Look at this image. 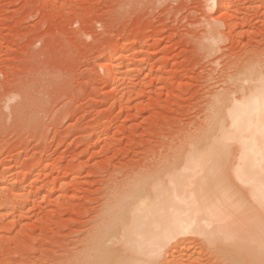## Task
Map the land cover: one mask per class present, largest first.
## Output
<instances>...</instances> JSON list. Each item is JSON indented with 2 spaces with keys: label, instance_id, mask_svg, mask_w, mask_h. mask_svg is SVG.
Wrapping results in <instances>:
<instances>
[{
  "label": "rangeland",
  "instance_id": "rangeland-1",
  "mask_svg": "<svg viewBox=\"0 0 264 264\" xmlns=\"http://www.w3.org/2000/svg\"><path fill=\"white\" fill-rule=\"evenodd\" d=\"M227 3L0 0V264L91 263L109 223L132 214L134 182L149 188L211 139V99L239 97L231 62L249 54L264 73V0ZM199 236L148 263H252L244 243Z\"/></svg>",
  "mask_w": 264,
  "mask_h": 264
},
{
  "label": "bare ground",
  "instance_id": "bare-ground-1",
  "mask_svg": "<svg viewBox=\"0 0 264 264\" xmlns=\"http://www.w3.org/2000/svg\"><path fill=\"white\" fill-rule=\"evenodd\" d=\"M227 2L228 0H208V8L210 11L216 9L220 12L225 11ZM215 27L217 32V26ZM211 36L213 37V34ZM245 58L243 59L245 62L236 59L231 62V66L239 67L237 70L241 77L230 79V82L239 90V97L232 98L230 89L223 93L220 91L222 94L218 97L215 95L213 98L210 97L213 107L210 112L213 113L209 115H211L210 119H213L211 125L215 127L214 131L212 129L211 139L202 143L203 146L194 148V152L192 150L185 154L184 150L185 152L181 154L184 156L181 166L179 168L176 165L168 166L163 173L164 177L154 178L147 189L141 180L134 184L130 181L131 178L127 179L134 184L127 193L129 198H132L128 201L133 199L138 201L133 206V211L129 212L132 214L123 215L120 219L121 223L118 220L117 223L121 226H116L117 223L110 219L113 223H109L110 227L105 229H109L108 242H112L110 245L113 244V248L108 246V242L102 241L108 238L103 236L107 233L103 234L102 231L101 237L105 239L99 238L101 241L95 239L99 242H96V249L93 251L96 253L92 257L89 256L91 252L87 253L92 258V260L89 258V261L91 260L89 264H149V261L160 259L173 241L186 234L203 236L205 243L216 248H230L244 243L253 254V258H250L251 264H264V219L260 212V201L264 198V77H262L264 73H261L262 70L260 71L258 67L259 71H257L256 58L249 57L247 61ZM246 83L248 85H245ZM189 146L191 145L188 144L186 147ZM136 177L139 178L137 175ZM111 187L116 191V185L115 188L109 186ZM119 196L124 198L121 194ZM8 200L9 198L3 195L0 198V207L7 205ZM114 215L112 218L116 221ZM101 228L104 229V226ZM96 229H98L97 226ZM91 242L95 243L90 240L89 243ZM90 244L88 245L91 246ZM20 248H22L21 245Z\"/></svg>",
  "mask_w": 264,
  "mask_h": 264
},
{
  "label": "snow or ice",
  "instance_id": "snow-or-ice-1",
  "mask_svg": "<svg viewBox=\"0 0 264 264\" xmlns=\"http://www.w3.org/2000/svg\"><path fill=\"white\" fill-rule=\"evenodd\" d=\"M260 212L262 215V219H264V198H262L260 201ZM210 243H211V241H210Z\"/></svg>",
  "mask_w": 264,
  "mask_h": 264
}]
</instances>
